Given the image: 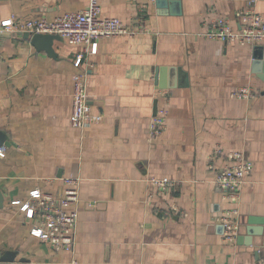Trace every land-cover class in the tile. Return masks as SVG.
<instances>
[{
  "label": "crops",
  "instance_id": "obj_1",
  "mask_svg": "<svg viewBox=\"0 0 264 264\" xmlns=\"http://www.w3.org/2000/svg\"><path fill=\"white\" fill-rule=\"evenodd\" d=\"M89 1L0 0V23L53 20ZM99 1L103 16L145 21L150 32L100 40L82 67L84 45L61 37L45 49L0 26V256L14 254L1 264H70L71 254L34 237L11 203L35 188L61 194L68 176L80 179V264H264V57L254 66L264 43L207 36L217 17L239 29L241 10L264 16V0H182L180 14L149 0ZM81 68L92 110L103 115L85 129L69 121ZM241 87L255 95L236 97ZM155 107L168 109V125L150 141ZM219 147L253 162L239 201L216 184L230 163ZM151 177L174 185L160 193ZM223 217L238 225L233 241Z\"/></svg>",
  "mask_w": 264,
  "mask_h": 264
},
{
  "label": "built area",
  "instance_id": "obj_2",
  "mask_svg": "<svg viewBox=\"0 0 264 264\" xmlns=\"http://www.w3.org/2000/svg\"><path fill=\"white\" fill-rule=\"evenodd\" d=\"M155 2L156 0H149ZM99 0H90L86 9L70 11L53 20L46 18H29L18 20L14 16L1 21L4 31L18 32L20 34H57L70 44H82L84 51L76 57L81 64L90 54L98 51L99 41L122 35H136L150 32L145 21L140 24H127L118 17L102 15ZM240 14V28L233 27L228 19L217 17L212 29L207 32L210 39H219L224 42H238L241 45L264 43V16L253 10L244 9ZM72 108L69 115L70 124L74 128L85 129L103 121L101 113L92 110L88 93V71L81 68L72 78ZM164 91H162L163 93ZM162 95L167 96L164 92ZM238 98H251L255 91L249 87H241L234 92ZM168 109L160 107L151 118L149 126V140H157L167 129ZM225 154L230 163L218 172L217 186L224 191L225 196L239 201L241 192L247 183V177L253 170V162L245 158L240 150L225 152L217 148L215 154ZM223 154V155H224ZM0 156H5V150L0 148ZM149 182L160 193L170 189L174 181L169 178L151 177ZM80 179L75 177L63 178V191L54 194L35 188L26 200L14 199L12 205L18 206L30 223L31 234L41 241L49 244L55 252L67 251L71 254L70 264H80L76 257V229L79 220L78 203ZM225 225V238L233 241L238 234V225L228 219L221 218Z\"/></svg>",
  "mask_w": 264,
  "mask_h": 264
},
{
  "label": "water",
  "instance_id": "obj_3",
  "mask_svg": "<svg viewBox=\"0 0 264 264\" xmlns=\"http://www.w3.org/2000/svg\"><path fill=\"white\" fill-rule=\"evenodd\" d=\"M155 2H156L157 7L160 10L163 9L164 12H167L166 11L167 8L170 9V13H173V14H180L182 12V10L180 9L182 0H156ZM21 35H23L26 38H31L33 45H36L37 47H41L45 49H52L55 39L61 38L57 34H35L31 36L29 33H24ZM263 57H264V54L262 55L261 53V55H259L255 52L254 66L258 67L260 64L259 60L263 59ZM172 86H175V83L171 85H165V84L161 85L162 88H167V87H172ZM156 112H157V107H155V113ZM5 140H7L5 133L0 131V146L1 144L6 143ZM4 202H5V193L0 188V209L4 207ZM13 260H14V254L12 251H7L0 256V264L4 262H11Z\"/></svg>",
  "mask_w": 264,
  "mask_h": 264
}]
</instances>
